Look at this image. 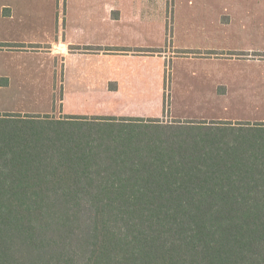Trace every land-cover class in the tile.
<instances>
[{"label":"trees","instance_id":"trees-1","mask_svg":"<svg viewBox=\"0 0 264 264\" xmlns=\"http://www.w3.org/2000/svg\"><path fill=\"white\" fill-rule=\"evenodd\" d=\"M9 116L0 264H264V143L252 133L182 125L159 142L91 146L59 121Z\"/></svg>","mask_w":264,"mask_h":264},{"label":"crops","instance_id":"crops-1","mask_svg":"<svg viewBox=\"0 0 264 264\" xmlns=\"http://www.w3.org/2000/svg\"><path fill=\"white\" fill-rule=\"evenodd\" d=\"M204 10L203 22L182 25L188 42L172 45L169 0H0V80L13 89L21 79H55L67 117L157 116L168 64L174 76L181 53H223L220 17L235 16V8H211L210 20ZM165 36L167 53L161 52ZM111 97L120 103L109 104Z\"/></svg>","mask_w":264,"mask_h":264},{"label":"rangeland","instance_id":"rangeland-1","mask_svg":"<svg viewBox=\"0 0 264 264\" xmlns=\"http://www.w3.org/2000/svg\"><path fill=\"white\" fill-rule=\"evenodd\" d=\"M169 5L172 45L188 42L182 25L203 22L205 8L209 20L211 8H235V16L220 17L225 31L222 37L219 35L224 48L218 57L210 51L187 56L181 53L182 63L174 76L171 65H167L162 114L143 117L140 123L133 121L134 118H110L113 111L82 113L70 120L62 115L61 91L55 79H21L17 81L19 87L8 89L5 78L0 80L3 88L0 89V119L11 115L7 119L19 121L30 117L59 121L61 124H56V129L59 126L63 131H72L73 140L88 136L91 146H117L132 138L138 139L133 140L134 143L151 137L159 142L174 137V132L183 126L198 125L226 127L222 129L233 130L230 134L235 135V139L238 133H252L253 142L261 144L262 140L264 143V0H169ZM235 19L240 22L235 23ZM165 43L161 52L167 53L171 44L169 37L167 42L164 37L163 45ZM235 46L240 48L235 50ZM34 83L39 87L33 86ZM37 92L41 95H34ZM118 99L120 97H111L107 102L119 104ZM250 137L251 134L247 135Z\"/></svg>","mask_w":264,"mask_h":264}]
</instances>
